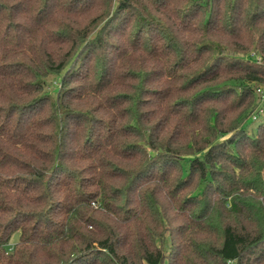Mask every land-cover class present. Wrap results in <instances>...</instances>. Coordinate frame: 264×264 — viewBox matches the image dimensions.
Masks as SVG:
<instances>
[{
    "label": "trees",
    "instance_id": "1",
    "mask_svg": "<svg viewBox=\"0 0 264 264\" xmlns=\"http://www.w3.org/2000/svg\"><path fill=\"white\" fill-rule=\"evenodd\" d=\"M259 85L264 0H0V264H264Z\"/></svg>",
    "mask_w": 264,
    "mask_h": 264
},
{
    "label": "rangeland",
    "instance_id": "2",
    "mask_svg": "<svg viewBox=\"0 0 264 264\" xmlns=\"http://www.w3.org/2000/svg\"><path fill=\"white\" fill-rule=\"evenodd\" d=\"M250 57H254V59H256L257 61L260 60V58L257 55H255L254 53H251ZM52 83H56V81L52 80ZM258 89H260L261 92H259ZM255 92H256V104L258 107L256 108L255 112L252 113V115L250 116V119L248 120V127L250 129H252V131H254V132H256V130L258 129L259 122L260 121L264 122V109H261V108H263V105H264V85L257 86ZM255 115H256V117L258 115V117L254 121ZM251 117H252V119H251ZM15 240H16V237H15Z\"/></svg>",
    "mask_w": 264,
    "mask_h": 264
},
{
    "label": "built area",
    "instance_id": "3",
    "mask_svg": "<svg viewBox=\"0 0 264 264\" xmlns=\"http://www.w3.org/2000/svg\"><path fill=\"white\" fill-rule=\"evenodd\" d=\"M258 91H259V92H261V90H260V89H258ZM254 119H256V118L254 117Z\"/></svg>",
    "mask_w": 264,
    "mask_h": 264
}]
</instances>
